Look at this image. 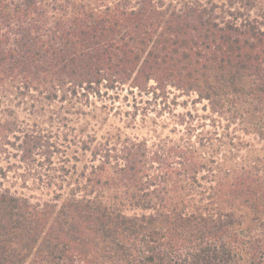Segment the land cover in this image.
I'll list each match as a JSON object with an SVG mask.
<instances>
[{"label": "trees", "instance_id": "obj_1", "mask_svg": "<svg viewBox=\"0 0 264 264\" xmlns=\"http://www.w3.org/2000/svg\"><path fill=\"white\" fill-rule=\"evenodd\" d=\"M109 92L205 114L129 135L95 121ZM11 136L51 167L41 197L0 185V264H264V0H0Z\"/></svg>", "mask_w": 264, "mask_h": 264}, {"label": "rangeland", "instance_id": "obj_2", "mask_svg": "<svg viewBox=\"0 0 264 264\" xmlns=\"http://www.w3.org/2000/svg\"><path fill=\"white\" fill-rule=\"evenodd\" d=\"M193 99V96L181 97L177 99L175 104L172 95L168 96L167 100H162L160 97L152 95H138L136 93L133 95L128 93L115 94L114 92H109V96L96 99L95 101L97 107V118L95 121L97 120L100 124L105 122L102 124L103 129H107L111 125L121 127L129 135L148 137L149 133L155 130L157 134L164 136L169 134L171 130L183 131L185 128L176 124V120L172 116L173 113L185 114L190 112L192 116L205 114L203 105L194 104ZM18 117L22 120L26 119L27 116L19 111ZM27 122V124L32 125L33 121ZM50 127L48 124L46 126L42 124V127L32 126L35 130H51ZM52 139L53 142H57L59 145L58 150L53 156H50V160L58 167L63 163L65 155L71 157L75 153L76 148L75 146H70V149L66 150L64 146L69 147L68 143L60 146L62 144L61 138ZM9 141V144L6 145L7 152L0 154V185L2 188L10 189L11 192L41 197V193L46 191V181L43 175L47 174L51 167L47 158L46 160L44 159L46 157L44 150L36 151L31 158L22 160L20 159V140H16L11 136ZM1 170L5 175L4 179L1 176Z\"/></svg>", "mask_w": 264, "mask_h": 264}]
</instances>
